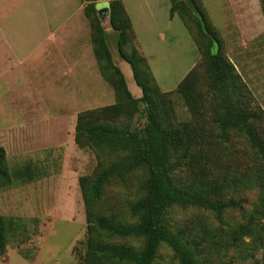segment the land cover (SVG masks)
<instances>
[{
	"label": "trees",
	"instance_id": "16d2710c",
	"mask_svg": "<svg viewBox=\"0 0 264 264\" xmlns=\"http://www.w3.org/2000/svg\"><path fill=\"white\" fill-rule=\"evenodd\" d=\"M83 1L98 70L111 86L115 100L77 116L75 142L90 150L97 164L93 175L79 178L86 207L82 264H153L159 242L173 249L180 264H211L202 256L229 251L242 261L252 259L264 264V111L255 104L252 92L224 54L223 40L199 0H171L170 15L177 13L194 23L190 33L202 52L212 102L208 126L172 122L170 100L159 91L147 58L135 47L133 24L124 2L110 0L109 20L118 35V53L130 64L142 91L135 97L113 61L97 0ZM262 3L264 13V0ZM215 44L216 53L212 51ZM199 78V71L193 68L178 85L188 104L201 99L197 92ZM136 117L144 122L135 123ZM235 139H243L246 160L237 168L239 171L231 172L221 157L237 149ZM112 155L119 157L109 161L107 156ZM179 165L188 171L184 185H178L173 176ZM140 170L147 173V178L141 184L144 193L129 206L133 222L123 221L121 212L93 210L113 177L124 179ZM9 176L6 150L0 146V185H9ZM243 189H257L259 199L244 221L227 224L221 230L202 223L203 229L196 234L185 229L172 231L161 215L164 208L179 205L209 210L221 219L228 209L240 204L230 194ZM19 226L18 218L0 214L1 258L7 252L10 232Z\"/></svg>",
	"mask_w": 264,
	"mask_h": 264
},
{
	"label": "rangeland",
	"instance_id": "374dc122",
	"mask_svg": "<svg viewBox=\"0 0 264 264\" xmlns=\"http://www.w3.org/2000/svg\"><path fill=\"white\" fill-rule=\"evenodd\" d=\"M103 2L109 3L110 0ZM123 2L133 24L135 47L147 58L159 91L166 93L170 100L174 110L172 122L187 121L211 125L212 102L207 91L205 65L202 52L190 33V30L195 28L194 23L185 21L177 13L173 15L176 18L170 20L171 0ZM199 2L223 40L224 54L234 64L242 81L252 92L255 104L264 111L262 0ZM84 6L83 0H0V45H4L2 32L10 45L7 51L0 46V146L6 150L11 180L9 185H0V213L6 217L18 218L20 225L10 232L5 254L8 261L0 257V264H82L85 252L83 242L86 238V207L79 178L86 174L93 175L97 164L95 162L80 168L71 149L66 154L64 145L43 147L38 139L42 134V126L56 118L59 119L60 114L68 111H71L69 116L72 118L70 133L75 134L78 114L114 103L115 98L110 96V91L113 90L102 77L109 90L105 88L106 84L102 89L99 88L105 97L101 100L20 99L17 94L14 98V94L20 93L16 86L23 87L24 81L31 80L24 76V60L27 51L34 47L39 41V36L44 34L45 27L41 25L47 22L52 28L55 27L56 21L43 20V17H52L53 14H58L57 12L69 14L81 7L84 10ZM105 6L107 5H97V11L100 10L98 15L101 17L108 15V11L104 12ZM112 31L113 34L107 36L109 48L122 68L125 69V65L129 67L128 71L131 73L125 71L127 81L134 94L138 89L139 97L142 91L134 80L130 64L120 57L117 47L118 35ZM212 51H218L216 44ZM29 64L32 66L31 62ZM10 67L13 69L9 72ZM193 68L200 73L197 92L201 94V99L195 104V101L188 104L178 90V85ZM11 84L13 89H8ZM107 94L109 97H106ZM192 99L194 100L193 97ZM133 121L137 124L144 122L142 118L137 117ZM25 125L32 128L27 134V142L19 138L18 132ZM234 143L237 149L221 157L231 172L239 171L237 168H241L246 160L243 139H235ZM108 156L109 161L119 157ZM187 172L183 165H179L173 172L178 185H184L188 180ZM146 178L147 173L141 170L124 179L113 177L93 210L104 214L121 212L123 221L133 222L129 206L131 201L144 193L141 184ZM17 188L22 191H15ZM230 196L240 204L228 209L221 219L212 211L194 206L173 205L164 208L161 215L166 227L172 231L185 229L188 233L196 234L203 229L202 223L221 230L227 224L244 221V217L251 212L259 199L257 189L234 191ZM228 198L229 196L224 200ZM133 243L138 246L141 244L140 241ZM257 256L261 257V254ZM202 258L211 264H259L252 259L240 260L234 251L214 252ZM153 264L180 263L173 249L167 243L159 242Z\"/></svg>",
	"mask_w": 264,
	"mask_h": 264
},
{
	"label": "crops",
	"instance_id": "0c3cea01",
	"mask_svg": "<svg viewBox=\"0 0 264 264\" xmlns=\"http://www.w3.org/2000/svg\"><path fill=\"white\" fill-rule=\"evenodd\" d=\"M103 1L104 0H97L95 2L96 9L99 4L107 5L105 7L108 8V15L106 17L100 16V19L106 31V35L109 36L113 34V29L110 26L109 20V3H104ZM77 10L69 14L57 12L58 14H53L52 17L46 15L43 17V20L56 21L55 27L52 28L47 22L41 25L45 27L44 34H41L38 43L27 51L25 56L27 63L26 60H24L26 65L21 61V63L25 65L23 69L24 76L29 77L31 80L24 81L22 84L23 87L14 85L17 87V91H20V93L17 92L14 94V98L17 97L16 94L20 99H49L52 101L59 99L66 101H88L91 98L98 100L105 98L102 95L103 93L99 91V88L102 89L106 83H103L94 56L91 42L90 21L85 16L83 7L80 9L77 8ZM170 18L172 21L176 16ZM1 36L4 45L0 46L4 51H7L10 45L8 41H6V36L3 32ZM111 54L114 63L118 65L124 73L128 88L130 89L125 73V71L128 74L131 73V71H128L130 70L129 67L125 65V69L122 68L121 63L118 64L114 59L112 51ZM29 62L32 63V66ZM12 69L13 67H10V69H8L9 72ZM96 88L98 89L96 90ZM105 88L109 90L108 84L105 85ZM8 89H13V85L11 84ZM136 90L138 91V89ZM137 91L136 94L131 91L135 97H138ZM24 93L28 95H24ZM141 95L142 93H140V96ZM110 96H113L114 99L113 91H110ZM106 97H109V94H107ZM70 112L71 111L64 112L60 114L61 116H59V119L56 118L54 121L42 126L40 130L42 134H39L40 137L38 142H40V145L43 147L64 145L66 154L67 151L71 149L74 152V158L80 165V168L93 165L96 162L93 153L88 149L78 147L74 139V132L70 133V125L72 122V118L69 116ZM30 130H32L30 125L22 126L18 130L19 138L27 142L29 138L27 134L30 133ZM15 191L22 190L17 188ZM4 259H6V257H4ZM6 260L8 261V259Z\"/></svg>",
	"mask_w": 264,
	"mask_h": 264
},
{
	"label": "water",
	"instance_id": "95a60500",
	"mask_svg": "<svg viewBox=\"0 0 264 264\" xmlns=\"http://www.w3.org/2000/svg\"><path fill=\"white\" fill-rule=\"evenodd\" d=\"M103 9H104V11H107V10H108L107 7H104ZM99 13H100V10H99ZM99 16H100V15H99ZM103 20H104V19H103Z\"/></svg>",
	"mask_w": 264,
	"mask_h": 264
}]
</instances>
